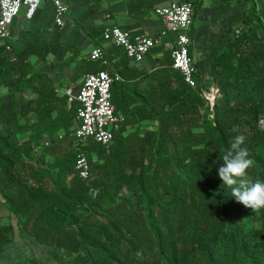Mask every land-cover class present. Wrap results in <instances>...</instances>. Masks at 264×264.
Returning a JSON list of instances; mask_svg holds the SVG:
<instances>
[{"label": "trees", "instance_id": "obj_1", "mask_svg": "<svg viewBox=\"0 0 264 264\" xmlns=\"http://www.w3.org/2000/svg\"><path fill=\"white\" fill-rule=\"evenodd\" d=\"M237 23L223 25L208 47L222 94L212 106L198 71L188 86L169 49L151 50L150 70L114 58L122 79L112 83L111 100L123 121L108 145L72 137L78 102L68 106L57 94L87 64L56 79L0 55V251L27 236L41 255L31 251L21 264H264V209L238 203L217 174L224 149L242 134L254 160L248 175L264 180V26L254 7ZM25 49L44 59L51 46L41 55L29 43ZM26 90L32 98L23 103ZM79 152L89 162L86 179L74 169Z\"/></svg>", "mask_w": 264, "mask_h": 264}, {"label": "crops", "instance_id": "obj_2", "mask_svg": "<svg viewBox=\"0 0 264 264\" xmlns=\"http://www.w3.org/2000/svg\"><path fill=\"white\" fill-rule=\"evenodd\" d=\"M63 1L68 5V12L62 26H57L54 22L55 11L51 2L42 3L32 18H26L24 10H21L9 27L10 38L0 39V55L6 54L10 62L14 64L26 61L34 69H49L50 75L56 79L61 76V71L67 77L68 72L78 69L81 67L80 65L87 62L88 53L93 46H102L106 53L113 57L110 54L112 52L105 49L106 45L110 43L101 37L103 28L108 25L123 26L129 30L141 31L154 37L155 45L152 50L159 55L158 52L166 49V43L175 37V33L168 29L169 24L155 14L153 9L172 1H189L193 4V19L187 31L191 41L193 62H195L193 56L201 50L204 51L203 62L208 61V47L220 39L223 25L233 23V25H238L237 19L248 14L252 7L255 8V13L264 26V0ZM163 31L167 33L166 36H162ZM27 43L36 47L35 52L39 55H41L43 47L51 46V49L44 59H40L37 55L27 52L25 49ZM76 53L78 55L75 57ZM153 57L154 55L148 56L140 63L133 65V67L136 66L135 71L152 69L154 66ZM68 59H71L69 66L63 64ZM117 59L120 60V58ZM123 62L127 63V60L125 59ZM86 69L83 75L92 69V65L87 64ZM83 75L77 82L66 79L63 86L57 90V94H66V90L70 88L72 95H76ZM5 85L6 80L1 86ZM2 90H5L4 102H10L13 99L12 86L2 88ZM28 98H32V95H29Z\"/></svg>", "mask_w": 264, "mask_h": 264}, {"label": "built area", "instance_id": "obj_3", "mask_svg": "<svg viewBox=\"0 0 264 264\" xmlns=\"http://www.w3.org/2000/svg\"><path fill=\"white\" fill-rule=\"evenodd\" d=\"M45 2L53 4L54 22L57 26H62L68 12V5L63 0H0V39L10 38L9 27L22 7L24 16L32 18L36 9ZM153 11L166 21L169 24L168 29L175 33V37L165 46L170 50L172 67L180 72L188 86L195 87L197 69L189 55L191 41L187 32L193 19V4L189 1H172L154 7ZM166 34L165 31L162 32V36ZM101 37L111 45L121 47L125 58L136 63L143 61L155 45L154 37L118 25L105 26ZM88 58L96 63L95 69L83 75L76 95H72L70 88L66 90L68 106L73 98L78 102L71 135L81 142L93 140L108 145L113 139L114 131L123 121L122 115L115 112L111 100V85L115 80L122 78L111 69L110 63L114 57L109 56L102 46H93ZM259 123L264 128V118H261ZM74 169L83 179L90 176L89 162L83 152L77 154Z\"/></svg>", "mask_w": 264, "mask_h": 264}, {"label": "clouds", "instance_id": "obj_4", "mask_svg": "<svg viewBox=\"0 0 264 264\" xmlns=\"http://www.w3.org/2000/svg\"><path fill=\"white\" fill-rule=\"evenodd\" d=\"M203 129H193L194 133L202 132ZM233 132L239 131V126L234 125ZM245 136L236 135L229 141L224 149L222 163L218 168V177L222 184L231 189L233 196L238 203L253 212L264 209V180H253L248 175V170L253 167L254 160L246 147Z\"/></svg>", "mask_w": 264, "mask_h": 264}, {"label": "rangeland", "instance_id": "obj_5", "mask_svg": "<svg viewBox=\"0 0 264 264\" xmlns=\"http://www.w3.org/2000/svg\"><path fill=\"white\" fill-rule=\"evenodd\" d=\"M21 10H24V7H22ZM122 28H126V27L122 26ZM105 49L112 52L110 54H112L113 57L116 59L120 58L121 54H124V51L121 47L113 46L111 44H107ZM203 55H204L203 50L198 51V53L195 56H193L195 59V62H193V64L199 73L200 81L202 83V87H203L202 95L205 99H207L208 103L212 106L216 99L217 100L222 99L221 98L222 94H221V91L219 90L221 80L219 79V77H213L211 75V73L209 72V63L208 61L203 62L204 61ZM126 60L131 65L136 64V62H133L132 60H128V59ZM89 63H90V66L92 65V69L90 71L94 70L96 67V63L91 61L87 63L85 62L84 64H89ZM5 87H11L10 78L6 80V85L3 86V88ZM2 91L3 93L5 92V90H2ZM18 95L19 94H16L15 97L18 98ZM29 95H32V94L28 90H26L23 94H21L22 98L24 99L23 103L26 102ZM24 119L31 120L32 116L27 115ZM28 133H29L28 131H23L21 134H19V137L21 138L23 147L25 149L30 148V140L28 138ZM88 142L89 140L86 143L85 142H82V143L87 144ZM91 154L93 155L92 150H91ZM93 194H94V191H93ZM38 248L39 247L36 246V244L33 243V240L30 239L29 237L24 236V240H22L21 238L19 239L17 236V240L14 243L4 245V249L0 251V264H21L32 255L30 253L31 251H35V256L41 255V253L38 252Z\"/></svg>", "mask_w": 264, "mask_h": 264}]
</instances>
